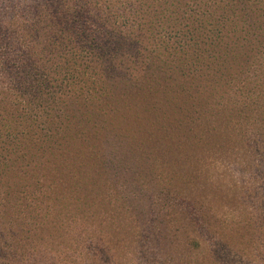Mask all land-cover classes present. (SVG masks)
<instances>
[{
  "label": "trees",
  "instance_id": "trees-1",
  "mask_svg": "<svg viewBox=\"0 0 264 264\" xmlns=\"http://www.w3.org/2000/svg\"><path fill=\"white\" fill-rule=\"evenodd\" d=\"M216 166L261 200L264 0H0V264H217Z\"/></svg>",
  "mask_w": 264,
  "mask_h": 264
},
{
  "label": "rangeland",
  "instance_id": "rangeland-1",
  "mask_svg": "<svg viewBox=\"0 0 264 264\" xmlns=\"http://www.w3.org/2000/svg\"><path fill=\"white\" fill-rule=\"evenodd\" d=\"M209 173L211 179L217 185L213 183L216 186H213V191L207 192L208 196L205 200L206 208L209 209L210 213L213 212V214H215L214 220L216 221V227H214L213 232L209 236H206V238H210V247L208 251L213 249L212 256L216 258L215 261L217 264H264V177L258 188V196L261 197V200L253 202L248 201L247 204H242V199H232V191L237 187L232 180H235L234 176H237L238 180H240V175H236L234 172L229 171L226 166H216L215 169H211ZM217 190L222 192V195L219 193L215 196ZM251 210L257 212V219L254 223L248 222L245 217L243 218L241 216V214L248 213L247 211ZM170 226H172L173 232L169 235L168 241L173 249L170 248L171 251H166L162 254V257H159L154 251H151L149 264L153 263L152 260L155 257L160 258L159 262L155 264H161L160 261L166 263L170 256L174 264L177 263L180 258H187L185 259L187 262L192 260H200V263L204 262L207 255L206 250L188 252L186 249H181L180 247H182V245H180V243L184 241L186 233L184 231L176 235L174 230L181 225L172 224ZM239 228L243 229L239 230ZM137 235L138 239L135 237V246H137L135 264H145V258L148 255L144 254V246L148 242L155 245L157 238L151 233L150 226L142 228L141 233L139 232ZM240 236H245V238H241ZM216 237L222 240H228L232 237H237V239H235L236 242H228V247L223 248L222 246H225L224 242L217 241ZM220 246L224 249V257L223 254L220 255ZM44 256L45 254H42V258ZM138 256H142V259ZM47 257L48 261L43 258L44 264H52L53 258L50 255H47ZM42 258L40 257L37 259L36 256L32 255L30 257L25 255L23 260L24 263L22 264H38V262H42ZM146 264H148V262Z\"/></svg>",
  "mask_w": 264,
  "mask_h": 264
}]
</instances>
